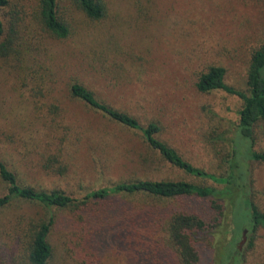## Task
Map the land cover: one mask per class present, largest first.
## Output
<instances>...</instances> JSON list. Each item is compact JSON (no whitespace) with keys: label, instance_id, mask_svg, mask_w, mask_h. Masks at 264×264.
<instances>
[{"label":"rangeland","instance_id":"rangeland-1","mask_svg":"<svg viewBox=\"0 0 264 264\" xmlns=\"http://www.w3.org/2000/svg\"><path fill=\"white\" fill-rule=\"evenodd\" d=\"M106 1V18L92 21L63 0L64 11L74 10V33L65 40L46 35L41 44L44 53L32 61L46 88L48 75L54 79L50 96L45 92L37 99L31 91L36 85L33 79L24 81L0 71V155L11 163L21 182L48 190L61 188L76 198L90 189L141 176L218 186L210 178L190 175L163 162L139 132L110 122L72 98L68 87L77 80L142 120H157L161 137L187 160L220 174L223 147L212 144L208 135L216 122L229 125L236 121L242 102L224 91L198 92L195 81L201 70L215 64L226 68L228 84L246 88L250 54L264 40V0ZM119 62L126 63L128 72L116 69ZM53 105L59 111L55 112ZM96 128L112 132L121 146L104 151L94 137ZM257 132L253 148L264 152V122ZM45 141L52 143L48 155L62 148L65 169L59 171L58 163L41 157L42 149L37 147ZM249 169L252 200L264 212V162L250 161ZM4 191L0 180V195ZM121 198L113 210L96 201L53 210L56 222L50 240L56 260H81L89 253L96 264H155L147 256L148 250L150 254L159 247L157 241L165 236L164 231H150L143 224L134 228L132 220L144 206L169 209L178 205V200L144 194ZM47 216L38 203L15 202L0 211V243L12 245L9 236L19 231L14 230L17 221ZM233 228L229 214L224 215L204 236L211 257L205 264L226 262L219 260L218 254L233 237ZM241 231L234 247L241 240ZM144 247L148 249L142 253ZM240 252V264H264V227L246 233Z\"/></svg>","mask_w":264,"mask_h":264},{"label":"trees","instance_id":"trees-1","mask_svg":"<svg viewBox=\"0 0 264 264\" xmlns=\"http://www.w3.org/2000/svg\"><path fill=\"white\" fill-rule=\"evenodd\" d=\"M67 1L72 8L92 21H100L107 16L106 0ZM64 8L63 0H0V71L6 70L9 76L14 74L24 81L33 79L36 85L31 91L38 96L37 99L44 96L45 92L50 96L54 88L51 85L54 79L50 75L46 88L44 78L38 72L39 67L32 63L37 61L35 55L44 53L46 49L41 47L43 38L48 35V38L65 40L75 31L71 17L74 10L70 7L64 11ZM116 69L125 72L129 70L125 62H119ZM225 76L224 66L211 64L198 73L195 81L198 92L224 91L242 102L237 110L236 121L222 125L219 122L214 124L215 121L212 120L214 125L208 140L223 147L219 162L222 168L220 174L209 173L187 160L161 137L162 127L157 120L144 118L147 120L144 121L133 111L103 100L85 84L77 80L71 82L68 90L72 98L82 101L110 122L139 132L143 142L163 162L190 175L210 178L218 186H202L182 179L141 176L90 189L81 198H76L61 188L48 190L21 182L11 163L0 155V180L4 183L5 190L0 195V211L17 201H25L38 203L48 212L47 217L17 221L14 230L19 231L14 237L9 236L13 240L12 245L3 246L0 243V264H96L89 253L81 260H56L55 247L50 240L56 222L53 210L87 206L92 201L107 203L113 210L121 204V195L131 194L179 202L178 205L162 210L159 209L162 206H144L142 212L135 213L136 220H132L134 228L143 224L150 231H164L165 236L157 241L159 247L152 249L150 254L148 250L147 256L155 260V264H205L211 260L203 238L228 214L234 225V235L222 246L218 259L225 260L223 264H240L238 244L234 247L240 229H247V232L252 233L258 227H264V212L251 197L249 169L250 161L264 162V152L253 148L257 128L264 122V40L250 54L245 72V89L228 84ZM21 86L24 87L25 83ZM52 108L55 112L59 111L56 105ZM100 131L96 128L94 137L104 147V151L117 150L121 146L112 132L101 131L104 132L102 134ZM51 145L50 141H45L37 150L42 149L41 157L48 159L50 163H58L57 169L61 171L66 165L61 158L62 148L48 155V146ZM44 167L48 168L49 165L45 164ZM146 249L142 248L141 252L145 253ZM141 264L147 262L143 261Z\"/></svg>","mask_w":264,"mask_h":264},{"label":"water","instance_id":"water-1","mask_svg":"<svg viewBox=\"0 0 264 264\" xmlns=\"http://www.w3.org/2000/svg\"><path fill=\"white\" fill-rule=\"evenodd\" d=\"M246 233H247V229H243L241 240H240L239 243H238V248H239V249L241 248V245H242V244L245 242V240H246Z\"/></svg>","mask_w":264,"mask_h":264}]
</instances>
